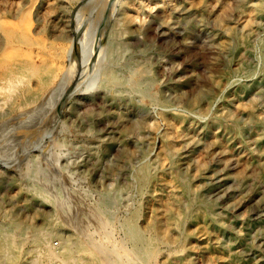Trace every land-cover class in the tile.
Segmentation results:
<instances>
[{"label":"rangeland","instance_id":"obj_1","mask_svg":"<svg viewBox=\"0 0 264 264\" xmlns=\"http://www.w3.org/2000/svg\"><path fill=\"white\" fill-rule=\"evenodd\" d=\"M52 1L0 0V48L29 13L67 70L29 113L0 90V236L22 249L0 264H62L49 232L108 264H264V0Z\"/></svg>","mask_w":264,"mask_h":264},{"label":"bare ground","instance_id":"obj_2","mask_svg":"<svg viewBox=\"0 0 264 264\" xmlns=\"http://www.w3.org/2000/svg\"><path fill=\"white\" fill-rule=\"evenodd\" d=\"M34 5H35V2L33 0V3L30 4V8L32 9L34 7ZM27 7L29 8V6H27ZM25 10H28V9H25ZM181 13L183 14L182 11H181ZM28 14L27 13L25 14V18L22 17V16H19V17L24 18V20L22 21L23 23L21 21H19L18 19L17 20L19 21V24L17 23V21L15 22L16 23L15 24L13 22L15 20H8L9 24H10V22L14 23V24H11V25H13L14 28L11 31L10 30L5 31L3 36L6 38V42L0 48V58H3L5 60L4 61L5 73H2L1 76H0V78H1L0 90L5 94V96H3L5 98H3L4 101H2V103L7 102L9 104H14V105H16V107L20 111H21V109L22 110L24 109L23 111H21L22 113L18 111L21 114L32 112V110H31L32 106L31 105H36L40 100H41V103H42V100H44V98L49 96V94H51L52 91H56V87H57L58 81L60 80V79H58L59 76H60V73H63L62 74V76H63L65 74V72L63 70L67 71L66 69H63L64 68L63 64L60 62L58 57H56V55H55V53L53 51L54 50L53 48H51L49 45H46V46L43 45L42 46L39 43L34 42L30 38L28 40L26 39L29 31L31 30V22H30L31 16H30V14L29 15ZM20 15H22V14L20 13ZM23 15H24V13H23ZM47 19H49V18H47ZM41 25H42V23H41ZM39 27H40V25H39ZM39 27H37V28L39 29ZM12 33L13 34H17V36H18V38L20 40V41H18V43L14 42L12 40L13 37H14V35ZM57 47H59V46H57ZM59 49H60V47H59ZM68 52L71 54L72 51L70 52V49H69ZM70 54H69V56H70ZM61 55H62V53H61ZM64 59H65V57H64ZM73 60H75V59H73ZM72 64H74V61H73ZM68 67L69 66L67 65V68ZM7 68H9V69L7 70ZM72 68H73V65H72ZM22 71L26 73V76H31L32 75V76L36 77V81L34 82L33 86H28L26 78H20V72H22ZM68 72H69V68H68ZM71 74H73V73H71ZM67 75H70V74L67 73ZM22 77H23V75H22ZM60 81L63 82L62 80H60ZM63 84H65V83H63ZM58 86H60V84ZM52 97H50V98H52ZM50 98H48L49 100L47 99L48 100V103H47L48 105H49V101L50 100L52 102V99H50ZM44 101H46V99ZM44 101H43V103H44ZM47 104H45V105H47ZM45 105L42 108H47L48 107V106L45 107ZM29 106H31V107L29 108ZM0 107H1V104H0ZM2 107H5V106L2 105ZM29 110H31V111H29ZM15 113H14V115H16ZM12 116H13V112H12ZM12 116H11V120H12ZM16 117H17V115H16ZM19 117H17V118H19ZM188 139H190V138H188ZM233 163H235V162H233ZM182 166H183V164H182ZM240 166L241 165H239V168H240ZM56 202H58V201H56ZM237 203H239V202H237ZM60 204H61V202H60ZM61 206H62V204H61ZM65 208H66V206H65ZM71 209H72V213H70L71 211L69 213L66 212L67 213L66 217H69V218L71 217V219H73L72 217H74L76 222H77V218L80 217V213L78 211H76V208L73 210V208L70 207V210ZM99 212H100L99 209H95L92 214L95 215L94 217H96V216L98 217L99 216ZM58 216L61 217V213ZM65 220H67V219H65ZM96 220H99V219L96 218ZM69 222H71V221H69ZM69 222L65 221V223H69ZM76 222L73 219V221H72L73 225L76 224ZM98 223L100 224V220L98 221ZM58 224H60V223H58ZM42 231L40 233H42ZM40 233H37V234H40ZM18 234H19V232L15 228V229H11V231L8 232V234L6 236H0V252H4L5 253L7 251L14 250V252H12V253L14 255H18L20 253V251L22 250L20 248V245H19V243L17 241V238H16V236ZM45 234H43L41 236L40 241L38 243L39 246L36 247V248H39L36 251H38V250L41 251L40 255L42 256L43 260L54 261L55 259H58V260L62 261V264H108L111 261V260L109 261L110 255L108 256V252H106L107 254H102V252H101L104 249H106L105 248L106 246H101L97 241H94L93 243H88L87 242L89 244V247L88 246L86 247L84 245L85 243H83V241H80V239L79 240H77V238H76V240L71 239L72 240L71 242L64 243L65 245H63V250L61 252H57L55 247H54V245L52 244V240H51L52 239L51 238L52 235H51V233L49 232L48 234H46V235ZM52 234H55V233L52 232ZM32 241L34 243L33 239H32ZM33 247H34V250H35V246H33ZM76 249H78V251L79 250L82 251V253H83L82 257H78L77 256L76 251H75ZM39 251H38V253H39ZM80 253H78V254H80ZM118 254H120V253H118ZM122 255H120V257ZM113 257L114 256H112V258ZM117 257H118V255H117ZM3 258H4V256H3ZM112 258H110V259H112ZM113 261H114V259H113ZM57 263H58V261H57ZM114 263L115 262L110 263V264H114Z\"/></svg>","mask_w":264,"mask_h":264}]
</instances>
